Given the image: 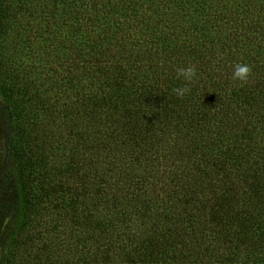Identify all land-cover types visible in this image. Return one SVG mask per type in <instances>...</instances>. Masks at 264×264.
Segmentation results:
<instances>
[{"label":"trees","instance_id":"1","mask_svg":"<svg viewBox=\"0 0 264 264\" xmlns=\"http://www.w3.org/2000/svg\"><path fill=\"white\" fill-rule=\"evenodd\" d=\"M0 114V264H264V0H0Z\"/></svg>","mask_w":264,"mask_h":264},{"label":"clouds","instance_id":"2","mask_svg":"<svg viewBox=\"0 0 264 264\" xmlns=\"http://www.w3.org/2000/svg\"><path fill=\"white\" fill-rule=\"evenodd\" d=\"M196 75L197 70L195 66L180 67L177 69V78H183V80L186 82L183 87L173 89V92L176 94L177 97L183 98L186 94L191 91V88L188 87V84H190L196 78ZM251 75L252 67L248 64L237 63L233 66V80L246 83Z\"/></svg>","mask_w":264,"mask_h":264},{"label":"rangeland","instance_id":"3","mask_svg":"<svg viewBox=\"0 0 264 264\" xmlns=\"http://www.w3.org/2000/svg\"><path fill=\"white\" fill-rule=\"evenodd\" d=\"M3 132H4V116L0 114V182H1V164H2V152H3ZM2 225V219L0 217V227Z\"/></svg>","mask_w":264,"mask_h":264}]
</instances>
